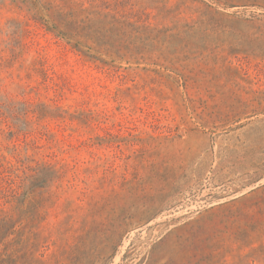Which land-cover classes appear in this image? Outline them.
I'll return each mask as SVG.
<instances>
[{
	"label": "rangeland",
	"instance_id": "1",
	"mask_svg": "<svg viewBox=\"0 0 264 264\" xmlns=\"http://www.w3.org/2000/svg\"><path fill=\"white\" fill-rule=\"evenodd\" d=\"M0 264H264V0H0Z\"/></svg>",
	"mask_w": 264,
	"mask_h": 264
}]
</instances>
